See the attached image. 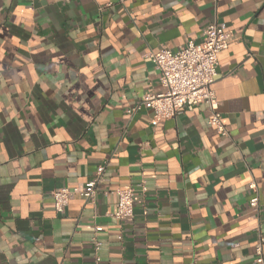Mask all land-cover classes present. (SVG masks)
<instances>
[{
    "label": "crops",
    "instance_id": "1",
    "mask_svg": "<svg viewBox=\"0 0 264 264\" xmlns=\"http://www.w3.org/2000/svg\"><path fill=\"white\" fill-rule=\"evenodd\" d=\"M211 22L229 33L211 84L226 133L204 103L127 113L163 91L147 54ZM101 165L94 204L54 209ZM122 188L131 221L112 216ZM259 232L264 0H0V264H257Z\"/></svg>",
    "mask_w": 264,
    "mask_h": 264
},
{
    "label": "built area",
    "instance_id": "2",
    "mask_svg": "<svg viewBox=\"0 0 264 264\" xmlns=\"http://www.w3.org/2000/svg\"><path fill=\"white\" fill-rule=\"evenodd\" d=\"M214 4L217 0H211ZM202 40L199 43L188 41L176 50L161 47L157 51H150L147 57L151 59L159 72V82L163 91L145 92L139 103L127 110L132 114L137 109L144 107L152 110L155 119L173 118L182 107L192 109L198 103L208 106L210 116L208 122L215 127L220 134H225L221 116L216 110L215 96L211 89L214 82L218 64V53L227 46L229 33L216 22L209 23L203 30ZM104 167L98 166L95 176L88 180L82 188H69L62 186L51 191L54 209L61 212L68 205L72 194L83 196L88 204H94L96 185ZM248 188L253 194L248 204L254 210H258L259 194L254 180L248 183ZM117 195L115 211L112 213L116 219L131 221L134 217L133 196L131 188L114 190ZM104 194L108 190L103 191ZM264 237L261 232L257 234L255 242V262L264 264L263 253ZM101 245L98 240L94 241L95 250ZM95 257L94 264H97Z\"/></svg>",
    "mask_w": 264,
    "mask_h": 264
}]
</instances>
